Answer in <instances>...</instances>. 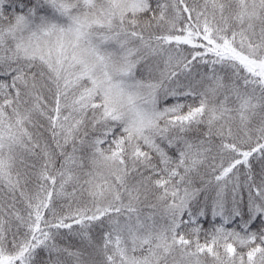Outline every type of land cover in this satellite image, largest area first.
I'll list each match as a JSON object with an SVG mask.
<instances>
[{"label": "snow or ice", "instance_id": "obj_1", "mask_svg": "<svg viewBox=\"0 0 264 264\" xmlns=\"http://www.w3.org/2000/svg\"><path fill=\"white\" fill-rule=\"evenodd\" d=\"M0 264H264V0H0Z\"/></svg>", "mask_w": 264, "mask_h": 264}]
</instances>
